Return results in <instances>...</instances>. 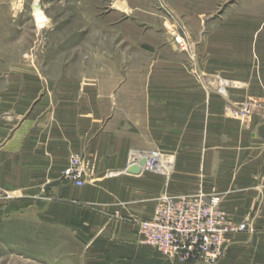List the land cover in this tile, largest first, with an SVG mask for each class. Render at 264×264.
<instances>
[{
	"label": "crops",
	"instance_id": "crops-1",
	"mask_svg": "<svg viewBox=\"0 0 264 264\" xmlns=\"http://www.w3.org/2000/svg\"><path fill=\"white\" fill-rule=\"evenodd\" d=\"M160 3L166 24L207 22L198 45L203 73L264 89V5L229 6L216 17L211 1L208 10L190 0ZM117 4L121 13L126 6ZM160 50L146 82L116 88L17 77L12 51L0 55V189L12 195L0 197V247L24 224L65 229L83 247L82 264H264V217L260 235L234 237L213 262L171 260L142 243L140 223L169 192L168 176L126 171L130 157H169L178 194L205 191L190 169L205 175L218 165L229 178L264 177V121L228 119L221 97L194 79L184 55ZM255 94L264 98V90ZM72 154L86 159L82 187L62 179Z\"/></svg>",
	"mask_w": 264,
	"mask_h": 264
},
{
	"label": "rangeland",
	"instance_id": "rangeland-1",
	"mask_svg": "<svg viewBox=\"0 0 264 264\" xmlns=\"http://www.w3.org/2000/svg\"><path fill=\"white\" fill-rule=\"evenodd\" d=\"M118 1L126 6L121 13L116 12ZM209 1L213 4L211 14L216 17L229 6L264 5V0H190L191 5L204 10H208ZM33 2L0 0V55L10 58L12 51L17 77L25 74L66 83L76 80L112 88L124 83L132 86L146 82L160 49L168 47L184 55L191 75L208 93L221 97L228 119L239 120L244 126L255 117L264 121V98L255 94L264 90L261 84L256 88L202 72L198 45L209 30L207 22L166 24L170 15L162 8L161 0H38L48 21L38 28ZM218 77L230 83L221 87L215 81ZM163 159L162 169L169 185L166 197H216L226 221L245 226L227 235L218 260L234 237L260 235L257 229L262 228L259 220L264 217V177L253 172L245 181L237 178L235 171L229 178L222 173L225 167L218 165L204 169L205 175L199 176L196 169H190L189 179L198 177L197 183L205 191L178 194L180 191L173 189L176 184L172 183L175 169L171 159L165 155ZM204 179L208 180L206 187L201 183ZM10 232L7 245L0 247V264H82L83 247L61 227L19 224Z\"/></svg>",
	"mask_w": 264,
	"mask_h": 264
},
{
	"label": "built area",
	"instance_id": "built-area-1",
	"mask_svg": "<svg viewBox=\"0 0 264 264\" xmlns=\"http://www.w3.org/2000/svg\"><path fill=\"white\" fill-rule=\"evenodd\" d=\"M215 81L221 87L230 83L221 77ZM69 157L61 171L62 179L82 187L86 159L77 154ZM146 165V170H153L150 167L152 164ZM0 197L11 198L12 195L0 189ZM244 228L242 224L232 225L226 221L216 197L207 200L201 194L163 197L154 215L141 221L139 226L142 243L153 246L165 258L184 262L200 258L211 262L218 260L227 243V235Z\"/></svg>",
	"mask_w": 264,
	"mask_h": 264
},
{
	"label": "bare ground",
	"instance_id": "bare-ground-1",
	"mask_svg": "<svg viewBox=\"0 0 264 264\" xmlns=\"http://www.w3.org/2000/svg\"><path fill=\"white\" fill-rule=\"evenodd\" d=\"M34 20L35 22H37V26L38 28L40 27H45L47 25V19L44 17V15L42 14L40 9H34ZM234 83V82H233ZM161 157L163 158V155L161 154H150L148 156H143L141 158H131V161L129 162V165L127 166L126 171H130L132 172L134 169V167H139V169L142 170H146L145 166H147L146 164L151 165L150 167L154 170V172L160 171L163 172L162 166L165 164L163 161L164 159L161 160ZM154 167V168H153ZM149 168V166H148ZM152 170V171H153ZM140 171V172H141Z\"/></svg>",
	"mask_w": 264,
	"mask_h": 264
},
{
	"label": "water",
	"instance_id": "water-1",
	"mask_svg": "<svg viewBox=\"0 0 264 264\" xmlns=\"http://www.w3.org/2000/svg\"><path fill=\"white\" fill-rule=\"evenodd\" d=\"M32 7H34V9H40L39 4L36 1L33 2ZM132 170H133L132 171L133 173H139L141 171V169H139V167H134V169H132Z\"/></svg>",
	"mask_w": 264,
	"mask_h": 264
}]
</instances>
